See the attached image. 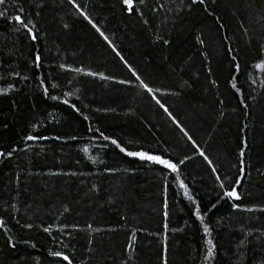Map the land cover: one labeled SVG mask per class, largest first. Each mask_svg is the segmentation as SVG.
Segmentation results:
<instances>
[{
  "label": "trees",
  "instance_id": "obj_1",
  "mask_svg": "<svg viewBox=\"0 0 264 264\" xmlns=\"http://www.w3.org/2000/svg\"><path fill=\"white\" fill-rule=\"evenodd\" d=\"M0 264H264V0L0 4Z\"/></svg>",
  "mask_w": 264,
  "mask_h": 264
},
{
  "label": "snow or ice",
  "instance_id": "obj_2",
  "mask_svg": "<svg viewBox=\"0 0 264 264\" xmlns=\"http://www.w3.org/2000/svg\"><path fill=\"white\" fill-rule=\"evenodd\" d=\"M5 2V0H0V4H3ZM201 3H203V0H200ZM126 3H131V0H126ZM17 19H19V17H17ZM28 139H33L32 137H29ZM141 155V158H147V159H155V160H158L159 158L157 157H145L144 154H140ZM162 163H164L163 161H161ZM168 167H171V168H174L175 166L174 165H167ZM227 195L229 196H232V197H235V198H239L237 193L235 192V190H232L230 192L227 193ZM207 231V229H206ZM65 259H67V257H65Z\"/></svg>",
  "mask_w": 264,
  "mask_h": 264
}]
</instances>
